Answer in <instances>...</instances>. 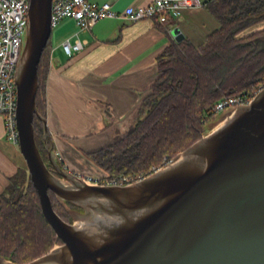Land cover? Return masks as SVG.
Listing matches in <instances>:
<instances>
[{"label": "water", "instance_id": "1", "mask_svg": "<svg viewBox=\"0 0 264 264\" xmlns=\"http://www.w3.org/2000/svg\"><path fill=\"white\" fill-rule=\"evenodd\" d=\"M51 6V0L29 1L15 73L16 123L41 213L61 244L24 264H264V87L142 181L88 184L59 163L35 104ZM172 35L183 40L178 29ZM34 116L43 125L44 157L34 140ZM48 192L71 223L55 213ZM0 264L16 263L0 257Z\"/></svg>", "mask_w": 264, "mask_h": 264}, {"label": "trees", "instance_id": "2", "mask_svg": "<svg viewBox=\"0 0 264 264\" xmlns=\"http://www.w3.org/2000/svg\"><path fill=\"white\" fill-rule=\"evenodd\" d=\"M202 8L219 28L199 46L187 39L172 41L156 58L157 78L142 99L133 128L86 154L110 179L148 177L165 159L172 160L207 133L218 119L215 106L220 101L236 98L246 103L264 87V39H258L264 27L244 34L264 24V0H202ZM49 69L50 39L37 66L35 96L37 112L45 119ZM32 126L44 157L43 125L37 116ZM48 193L55 213L71 223L64 205ZM60 244L41 213L28 172L18 171L0 194V257L24 264Z\"/></svg>", "mask_w": 264, "mask_h": 264}, {"label": "crops", "instance_id": "3", "mask_svg": "<svg viewBox=\"0 0 264 264\" xmlns=\"http://www.w3.org/2000/svg\"><path fill=\"white\" fill-rule=\"evenodd\" d=\"M150 0H96L110 3L116 12L145 6ZM155 18L130 22L122 18L97 22L78 32L71 19L63 20L50 36V69L46 82V128L53 151L72 173L99 176L104 172L86 154L104 147L110 131L128 133L147 89L157 78L156 58L174 40L202 45L218 22L204 9H187L158 26ZM264 27H255L254 31ZM77 35L75 36V34ZM85 41L80 53L67 56L61 43ZM127 130V131H126ZM27 171L18 145L6 141L0 116V194L18 171Z\"/></svg>", "mask_w": 264, "mask_h": 264}, {"label": "built area", "instance_id": "4", "mask_svg": "<svg viewBox=\"0 0 264 264\" xmlns=\"http://www.w3.org/2000/svg\"><path fill=\"white\" fill-rule=\"evenodd\" d=\"M30 0H0V116L3 118L4 136L7 142L18 145L19 134L16 123L17 93L15 73L21 55L26 28L28 25V7ZM51 30L63 20L75 22L78 32L91 29L97 22L106 19L122 18L130 22L155 18L159 23L165 17H179L184 10L201 8L202 0H150L145 6L129 7L122 13L115 11L110 3H97L96 0H51ZM77 33L75 34V36ZM85 41L69 39L61 43L64 53L72 57L85 48ZM263 87L259 88V91ZM240 99L228 98L215 106L219 114L226 110L249 104ZM171 160L165 159L163 165L154 168L153 173ZM146 177L134 179L108 175L84 176L86 183L91 185L126 186L142 181Z\"/></svg>", "mask_w": 264, "mask_h": 264}, {"label": "rangeland", "instance_id": "5", "mask_svg": "<svg viewBox=\"0 0 264 264\" xmlns=\"http://www.w3.org/2000/svg\"><path fill=\"white\" fill-rule=\"evenodd\" d=\"M259 26H261V25H259ZM258 26H256V28H257ZM255 29V28H254ZM254 29H249V30H247L244 34H250V33H252L253 31H254ZM52 34H54V31H52ZM223 113V112H222ZM222 113H219V115H218V118L220 117V115L222 114ZM214 127V126H213ZM212 127V128H213ZM127 131V130H126ZM209 132V130L207 131V133ZM206 133V134H207ZM205 134V135H206ZM117 136V130L116 129H112L111 131H110V138H109V141H111V140H113V138L114 137H116ZM108 141V142H109ZM53 147V146H52ZM88 158V157H87ZM88 160L90 161V159L88 158ZM92 162V161H91ZM94 164V163H93ZM95 165V164H94ZM96 166V165H95ZM97 167V166H96ZM104 174H107V173H104ZM80 177H84L83 176V173H81L80 175H79ZM55 246H57V245H55Z\"/></svg>", "mask_w": 264, "mask_h": 264}]
</instances>
